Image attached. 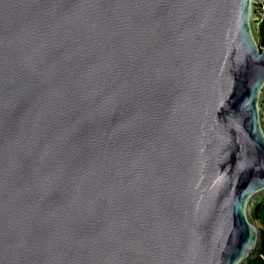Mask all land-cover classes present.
Instances as JSON below:
<instances>
[{"label":"water","instance_id":"1","mask_svg":"<svg viewBox=\"0 0 264 264\" xmlns=\"http://www.w3.org/2000/svg\"><path fill=\"white\" fill-rule=\"evenodd\" d=\"M264 0H0V264L263 256Z\"/></svg>","mask_w":264,"mask_h":264},{"label":"trees","instance_id":"2","mask_svg":"<svg viewBox=\"0 0 264 264\" xmlns=\"http://www.w3.org/2000/svg\"><path fill=\"white\" fill-rule=\"evenodd\" d=\"M257 33L262 41V46H264V18L259 22ZM253 216L257 220H259L264 226V196L262 201L255 207L253 211ZM262 236H263L262 252L264 254V230H262ZM246 264H264V255L263 256L255 255Z\"/></svg>","mask_w":264,"mask_h":264},{"label":"rangeland","instance_id":"3","mask_svg":"<svg viewBox=\"0 0 264 264\" xmlns=\"http://www.w3.org/2000/svg\"><path fill=\"white\" fill-rule=\"evenodd\" d=\"M258 25H259V22L257 23V32H258ZM257 223H258V226H259V228H260V230L262 232V230H264L263 224L259 220H257Z\"/></svg>","mask_w":264,"mask_h":264}]
</instances>
